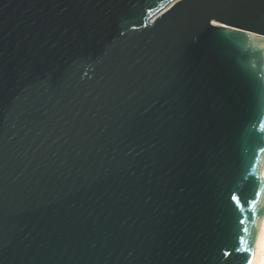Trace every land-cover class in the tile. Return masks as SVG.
Instances as JSON below:
<instances>
[{"label":"water","instance_id":"water-1","mask_svg":"<svg viewBox=\"0 0 264 264\" xmlns=\"http://www.w3.org/2000/svg\"><path fill=\"white\" fill-rule=\"evenodd\" d=\"M263 222L264 0H0V264H246Z\"/></svg>","mask_w":264,"mask_h":264},{"label":"bare ground","instance_id":"bare-ground-1","mask_svg":"<svg viewBox=\"0 0 264 264\" xmlns=\"http://www.w3.org/2000/svg\"><path fill=\"white\" fill-rule=\"evenodd\" d=\"M252 264H264V222L259 234Z\"/></svg>","mask_w":264,"mask_h":264},{"label":"snow or ice","instance_id":"snow-or-ice-1","mask_svg":"<svg viewBox=\"0 0 264 264\" xmlns=\"http://www.w3.org/2000/svg\"><path fill=\"white\" fill-rule=\"evenodd\" d=\"M233 199L235 200L236 197H233ZM241 223H243V221H241ZM245 231H247V229H245ZM253 242H254V236H253ZM240 243L241 244L245 243L243 237L240 238ZM236 251H243L245 253L244 260L246 261V264H252V261L250 259V257L253 255L251 244H249V246L247 247H244L243 249L237 248Z\"/></svg>","mask_w":264,"mask_h":264}]
</instances>
